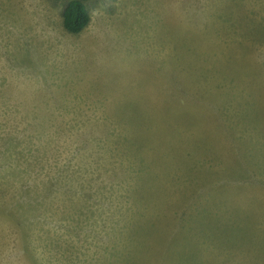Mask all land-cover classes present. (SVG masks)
<instances>
[{
  "label": "rangeland",
  "instance_id": "obj_1",
  "mask_svg": "<svg viewBox=\"0 0 264 264\" xmlns=\"http://www.w3.org/2000/svg\"><path fill=\"white\" fill-rule=\"evenodd\" d=\"M0 0V264H264V0Z\"/></svg>",
  "mask_w": 264,
  "mask_h": 264
},
{
  "label": "trees",
  "instance_id": "obj_2",
  "mask_svg": "<svg viewBox=\"0 0 264 264\" xmlns=\"http://www.w3.org/2000/svg\"><path fill=\"white\" fill-rule=\"evenodd\" d=\"M87 0H66L61 12V24L65 31L73 34L87 27L90 15L85 7Z\"/></svg>",
  "mask_w": 264,
  "mask_h": 264
}]
</instances>
